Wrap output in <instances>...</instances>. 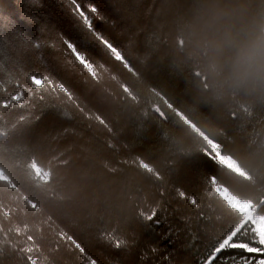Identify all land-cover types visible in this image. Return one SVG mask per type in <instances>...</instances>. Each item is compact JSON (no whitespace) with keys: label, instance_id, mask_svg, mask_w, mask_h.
<instances>
[{"label":"trees","instance_id":"1","mask_svg":"<svg viewBox=\"0 0 264 264\" xmlns=\"http://www.w3.org/2000/svg\"><path fill=\"white\" fill-rule=\"evenodd\" d=\"M97 1L79 0L82 7H99ZM68 2L41 1L33 9L39 23L21 33L10 19L21 0H0V264H89L98 255L103 264H198L219 248L229 249L223 257L234 264L228 257L239 258L241 249L264 247L247 217L255 210L264 218V88H227L214 79L206 51L190 36L203 0H110L104 18L124 33L131 70L113 95L104 87L109 97L100 95V102L72 91L41 40L54 16L46 10L67 11ZM260 2L251 0L252 8ZM124 9L133 14L126 22ZM100 30L111 42L107 29ZM72 33L82 45L83 29ZM87 35L86 47L95 48ZM32 43L39 45V65L17 52ZM31 78L42 83L34 91L27 88ZM59 86L74 98H59ZM99 111L101 123L92 115ZM37 128L46 132L41 144ZM52 134L56 148L67 135L84 141L83 165L98 193L92 209L73 210L60 160L43 175L38 170L46 169ZM69 152L64 146L59 155L68 159ZM230 198L249 211L233 207ZM40 228L53 236L46 256L24 245Z\"/></svg>","mask_w":264,"mask_h":264},{"label":"rangeland","instance_id":"2","mask_svg":"<svg viewBox=\"0 0 264 264\" xmlns=\"http://www.w3.org/2000/svg\"><path fill=\"white\" fill-rule=\"evenodd\" d=\"M42 3L46 0H41ZM98 2V9L99 14L96 18L93 19V23L98 27L99 31L100 29L103 30L106 28L107 33H109L108 37L111 40V42L107 43H101L99 40H96L95 48L89 49L88 47L81 45V43L77 44V47L81 50L87 53V60L88 62L85 64H81L77 62L74 58L71 60L70 58L66 57V54L64 52V45H63V36L65 33H67V39L75 41L76 37L72 33L73 27H77V29L82 30L80 27L79 22L70 14L68 11H61L57 10L55 12L54 10H46V15L53 16L50 18V22H46L44 26L42 27V30L40 31L41 40L45 41V45H48V56H50L51 63L56 67L55 73L61 75L65 81H67L72 86L71 89L74 91L76 88V91L78 90L81 92L80 94L84 95L82 98H90V99H97V101L100 102L99 96L100 95H107L109 97V94L106 92L104 87H107V89L111 92V95L116 92L118 89H122L123 81L121 75L131 70V63L127 59V54L131 51L127 49V46L122 45L123 42V32H119L121 30H117L113 27L114 24H106V19L104 18L103 12L109 13L111 12V3L110 0H99ZM89 4H91L89 2ZM88 4V5H89ZM87 5H84V7ZM128 11V9H124L123 13H121V18L124 22L128 16H133V14L130 12V14L125 13ZM55 12V13H54ZM54 13V14H53ZM102 27V28H101ZM105 31V30H104ZM62 32V34H61ZM125 32V31H124ZM103 34V33H102ZM92 37V36H91ZM77 40V39H76ZM120 42L121 45H120ZM96 49H101V53L99 54ZM20 51L18 54L21 56H24V59L26 62H29V65H34L35 63L39 65L41 63V58L39 56L40 49L37 48L33 43L29 44V47H22L19 49ZM126 50L127 53L124 55V51ZM102 51H105L107 54L104 55ZM30 67V66H29ZM121 77V78H120ZM56 82L57 79H54ZM59 82H56L58 84ZM74 84V86L72 85ZM42 85V83L39 80H36L35 78H31L29 81V84L27 85V88H30L33 90V88H39ZM62 86H59V95L61 99L69 100L74 98V94L70 93V91H66L65 88H60ZM29 89V90H30ZM36 90V89H34ZM33 90V91H34ZM104 100V99H103ZM100 104H96V106H99ZM13 108V107H11ZM101 108V107H100ZM103 111V108H101ZM13 110V109H12ZM97 114H100V111L98 113H93V120L94 122L101 121L97 119ZM31 129V127H28ZM37 134L38 142L41 144L43 142V137L46 135V132L42 131L40 128H37ZM49 135V134H48ZM47 135V136H48ZM50 137V135H49ZM53 142L51 147L48 148L49 154L45 156V161L47 163L46 169H43L42 166H39V169L42 173L47 172L49 166L48 165H54L56 161L61 162L60 170H62L61 177L62 181H64V190L68 195H73V199L71 200V206L73 210L78 208H84L86 204H91V209L94 207V196H98V193L95 194L96 188L90 185L89 179H90V172L85 169V165H83V161L86 159L87 152L84 151V149H81L82 138L77 135H67L68 138H66L64 141H61L60 145L56 148L57 141L55 140L56 136L51 135V138H53ZM59 142V140H58ZM65 142V143H63ZM60 146V147H59ZM67 146L71 147V153L67 154L68 159H63L62 156L59 155V151L62 147ZM66 148V147H65ZM54 149V150H53ZM214 154H216L214 152ZM218 155V154H216ZM61 157V158H60ZM224 162L228 164L229 167L234 169V165L230 163L228 160L221 158ZM69 162V164H68ZM45 165V164H44ZM98 170V169H97ZM101 171V170H98ZM92 173H95L92 171ZM65 177V179H64ZM100 185V184H99ZM94 190V194H93ZM100 198V197H99ZM233 207L237 209H241L243 211H249V207L236 201L233 199H226ZM127 203V202H126ZM51 209H55V205L53 203H49ZM127 205V204H126ZM23 218L26 219V217L29 216V214H22ZM74 218V215H72ZM248 219L252 220L254 223L256 229L258 232H260L262 240L264 242V218L256 215L255 210H251L248 212ZM16 219V218H14ZM76 219V218H75ZM13 220V219H11ZM42 228L37 229L39 231L40 235L36 237L35 240H31L28 237V241L24 243L26 247H29L31 250L36 252L39 256H42L41 254L48 250L47 246H50L53 236L48 235L47 233H43L41 231ZM66 234V233H65ZM64 234V235H65ZM28 236L29 234H25ZM64 235H61L60 238L63 239V243H68V245H72L73 247H76V245L73 243V239L69 236L65 237ZM228 241V240H227ZM41 242V244H40ZM73 243V244H72ZM61 252L57 251L56 256H59ZM47 255V252H45V256ZM98 255V254H97ZM102 256L98 255V258H92L93 261L86 260L89 264H103Z\"/></svg>","mask_w":264,"mask_h":264},{"label":"clouds","instance_id":"3","mask_svg":"<svg viewBox=\"0 0 264 264\" xmlns=\"http://www.w3.org/2000/svg\"><path fill=\"white\" fill-rule=\"evenodd\" d=\"M190 29L222 87L264 88V0H203Z\"/></svg>","mask_w":264,"mask_h":264},{"label":"snow or ice","instance_id":"4","mask_svg":"<svg viewBox=\"0 0 264 264\" xmlns=\"http://www.w3.org/2000/svg\"><path fill=\"white\" fill-rule=\"evenodd\" d=\"M38 7H42L41 0H27V2L21 0V4L19 5L20 11L16 16L10 17L21 33H24L25 28L30 24L39 23V17L33 11V9ZM67 7L70 14L79 22L80 27L83 29V35L80 37L82 45L87 46L90 44L87 34L95 37L101 43H107L98 27L93 23V19L99 14V9L96 5L89 4L82 7L79 0H69ZM63 45L65 46L63 50L67 58H70L71 60L74 58L81 64L88 62L87 53L81 51L75 42L64 38ZM36 46L39 47L38 44ZM40 79L43 81L44 77H40ZM149 219L155 218L150 217ZM160 224L161 221L155 219V226L159 227ZM152 251L155 252L156 249L153 248ZM226 251H229V249H212L211 252H207V254L198 261V264H214L218 259L220 260V264H226V258L223 257V254ZM228 258L232 259L234 264H264V247L257 248L255 251L241 249V256L239 258L235 256Z\"/></svg>","mask_w":264,"mask_h":264}]
</instances>
